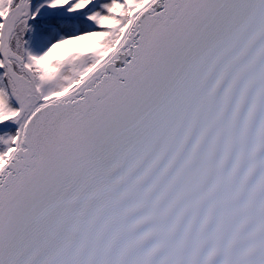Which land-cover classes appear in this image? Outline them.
Returning <instances> with one entry per match:
<instances>
[{"label": "snow or ice", "instance_id": "snow-or-ice-1", "mask_svg": "<svg viewBox=\"0 0 264 264\" xmlns=\"http://www.w3.org/2000/svg\"><path fill=\"white\" fill-rule=\"evenodd\" d=\"M0 264H264V0H0Z\"/></svg>", "mask_w": 264, "mask_h": 264}]
</instances>
